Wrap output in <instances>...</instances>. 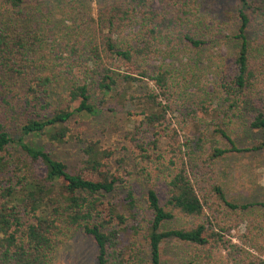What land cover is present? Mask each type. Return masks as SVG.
I'll return each instance as SVG.
<instances>
[{
    "label": "trees",
    "instance_id": "1",
    "mask_svg": "<svg viewBox=\"0 0 264 264\" xmlns=\"http://www.w3.org/2000/svg\"><path fill=\"white\" fill-rule=\"evenodd\" d=\"M234 1L230 36L196 23V0H98L96 18L74 20L75 37L60 41L61 22L43 15L40 2L0 0V264H50L57 235L76 230L92 237L96 264H137L129 237L141 236L147 264H163L170 244L190 247V259L203 264L228 248L223 234L251 204L228 200L212 166L230 154L264 155V140L240 146L233 138L238 127L264 133V0ZM226 42L234 51L212 91L178 96L192 72L173 75L163 61ZM109 102L128 110L123 139L140 177H158L144 204L131 190L122 201L102 199L122 179L100 141L80 140L72 170L25 142L41 134L65 143L74 114L95 117L113 110ZM182 128L190 135L181 137ZM208 134L225 146L206 155ZM185 219L191 227L176 224Z\"/></svg>",
    "mask_w": 264,
    "mask_h": 264
},
{
    "label": "rangeland",
    "instance_id": "2",
    "mask_svg": "<svg viewBox=\"0 0 264 264\" xmlns=\"http://www.w3.org/2000/svg\"><path fill=\"white\" fill-rule=\"evenodd\" d=\"M37 1L42 4L40 11L43 15L50 14V19L55 18L57 22H61V28L58 26L54 30V34L60 41H69L75 37L74 20L96 18L98 0L85 2L82 0ZM196 2L200 4L198 13L195 12L194 15L196 23L199 20L210 33L218 32L222 36L232 34L231 14H234L232 11L234 0H196ZM155 5L157 6L156 2ZM29 9H32V5L27 6V10ZM213 37L211 36V38ZM186 51L189 52L188 49ZM233 51L234 47L226 42L220 45L216 44V46L211 44L201 54L198 51L196 56L195 52H182L175 55L177 61L164 60L163 62L167 65L170 64L171 69H174L173 75L182 74L180 75L182 77L187 72H192L190 85L186 84L183 87L184 92L182 91L183 93H179L178 96L198 91L203 93L212 91L213 83L219 78L224 65L227 64L226 61L222 65V61L229 60ZM159 60L162 59L158 58L154 63H158ZM78 78L81 79V76L78 75ZM141 83L148 85L146 82ZM175 103L182 107L181 98L177 97ZM73 106L75 108L77 105ZM109 107L113 109L112 102H109L107 108L109 109ZM184 110L186 109H182V111ZM127 113L126 109L115 108L112 111L105 110L95 117L74 114L68 123L71 136L69 141L53 144L41 134H31L25 138V142L35 149L46 151L53 159L64 163L68 170H72L82 158L80 140L100 141L103 147L114 152L110 168L112 171L119 170L122 179V182L116 185L112 192L101 194L102 199L105 202L122 201L126 199L127 192L131 190L135 199L144 204L147 189L155 187L158 177L155 172L151 173L148 180L139 175V167L132 160L127 142L123 139L125 130L131 125L126 123ZM169 116L174 126L177 121H180L176 111ZM190 130V128H182L179 130V134L181 137L189 136ZM245 130L243 127H238L233 135L238 145H250L256 139L264 140V133L247 132L245 134ZM224 146L223 140L209 135L205 154L207 155L215 147L223 148ZM14 149L17 153L15 156L19 155L18 149ZM120 159L123 160V163L118 165ZM155 166V164H149L146 168L154 170ZM212 167L215 181L221 184L228 200L236 204H251L249 210L241 213L238 217L234 215L237 218L243 217V221L223 234L224 243L228 248L221 250L212 264H243L245 261L246 264H253L252 261L264 264V207L260 206L264 204V155L259 153L230 154L218 160ZM40 175H42V170ZM228 214L225 213V216ZM235 217L229 215L230 224H236L232 221ZM186 220H179L176 224L182 227H191L194 222L186 223ZM57 237L58 243L50 264H96L97 247L91 236L82 233L81 230H76L72 233L62 232ZM127 243L132 245L133 252L136 251L137 264H147L148 255L141 236L133 240L129 237ZM190 251V247L182 245L163 246V264H203L202 262L197 263L195 259H190Z\"/></svg>",
    "mask_w": 264,
    "mask_h": 264
}]
</instances>
